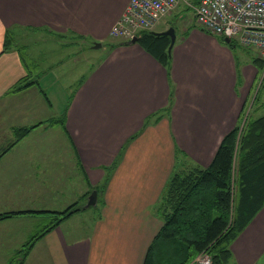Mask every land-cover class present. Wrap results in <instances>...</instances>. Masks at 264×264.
Here are the masks:
<instances>
[{
	"label": "crops",
	"instance_id": "0c3cea01",
	"mask_svg": "<svg viewBox=\"0 0 264 264\" xmlns=\"http://www.w3.org/2000/svg\"><path fill=\"white\" fill-rule=\"evenodd\" d=\"M130 3L0 0V122L9 127L0 138L4 139L0 156L3 149H10L4 165L11 166L8 171L12 172L25 160V154L39 156L34 148L24 151L26 140L42 128L46 131L38 134L59 126L74 156L69 161L82 172L88 190L102 189L98 206L91 207L93 216L79 222L82 235L71 228L62 230L68 219L39 241L46 242L42 255L51 261L33 262L29 256L23 264H144L164 224L160 203L179 164L181 172L210 166L224 137L238 126L263 75L240 59L235 48L204 31L184 8L165 17L154 31L177 29L168 67L138 43L120 45L127 41L116 42L110 33ZM159 27L162 30H157ZM42 31L70 34L84 44L88 40L101 43L104 53L97 64L73 70L74 83L67 80L70 69L56 68L54 75L38 77L22 61L20 50L26 46L17 40ZM8 33L14 43L5 47ZM27 76L35 84L11 93ZM55 82L71 92L63 117L65 126L43 125L17 142L16 129L49 120L45 111L54 109V104L44 87L52 89ZM39 87L47 93L51 106ZM256 101L261 108L264 98ZM262 110L264 107L255 118L264 116ZM48 117L49 122H60V118ZM34 120L38 122L33 125ZM35 166L39 172L44 165ZM111 166L114 168L107 171ZM27 170L28 166L21 169V175ZM6 180L11 183L9 176ZM231 251L229 264H264V205L232 242Z\"/></svg>",
	"mask_w": 264,
	"mask_h": 264
},
{
	"label": "trees",
	"instance_id": "16d2710c",
	"mask_svg": "<svg viewBox=\"0 0 264 264\" xmlns=\"http://www.w3.org/2000/svg\"><path fill=\"white\" fill-rule=\"evenodd\" d=\"M194 3L198 4L199 0H194ZM13 43L14 38L8 33L5 47ZM128 43L131 42L119 44ZM138 44L165 67L169 66V37L145 32L138 37ZM228 46L236 48L237 44L233 40ZM20 52L22 61L27 65L21 50ZM254 62L259 71L264 69L259 64V59L255 58ZM30 78L27 76L20 80L10 92L17 93L35 84L30 82ZM39 88L45 101L51 106L47 93ZM63 117L59 123L51 120L49 124L65 126ZM42 124L16 129L17 142ZM239 124L224 137L209 167L194 168L172 176L161 201H166V207H170V210H162V205L159 209L164 224L151 243L144 264H190L201 253L209 254L213 264H229L232 259V242L264 205V116L249 118L243 129ZM113 168L107 167L106 170ZM93 190L100 194L99 188ZM90 194L88 191L83 199ZM85 210L78 201L63 211L31 210L0 215V218L51 215V222L26 242L18 264L24 263L37 242L73 215ZM15 259V256L12 257L10 264H15Z\"/></svg>",
	"mask_w": 264,
	"mask_h": 264
},
{
	"label": "rangeland",
	"instance_id": "374dc122",
	"mask_svg": "<svg viewBox=\"0 0 264 264\" xmlns=\"http://www.w3.org/2000/svg\"><path fill=\"white\" fill-rule=\"evenodd\" d=\"M177 21L178 19H175L174 23L176 24ZM184 22L185 24H188L190 21L188 19ZM180 24L182 23L180 22ZM162 28L163 27H159L157 30H162ZM110 38L116 40V42L123 41V38H115L111 36V34ZM17 42H19V45L21 46L25 44L27 50L26 48L25 50L23 48L22 53L25 57L26 64L28 65L29 70L37 74L38 77L40 75L41 78H47L49 75H54L56 68L60 71L70 69L71 74L70 71L66 72L67 74H70L68 75L67 80H72L73 83L75 81L73 70L84 64L88 68V65L97 64V62H99V57L104 53L102 48H94L95 43L88 40L85 41L86 44H84V42L80 41L78 37L70 34L54 33V35H52L42 31V33L38 34H26L19 38ZM128 42L130 41L128 40ZM235 42L237 46L234 51L240 59H245L246 63L256 67V63L254 62V59L256 58L260 60L261 63L259 64L264 67L263 51L258 52L253 47H249L248 45L237 41ZM60 65L61 68L58 69V66ZM261 71L260 73L263 75L255 85L257 89L255 88L256 91L254 90L250 102L247 103L240 115L239 126L241 129H243L249 118H255L260 115L259 112L262 108L258 106L259 104L256 103V100H259L260 102L264 98V69ZM51 79L52 77L50 76L48 80L50 81ZM45 82H47V80ZM51 85L52 89L51 87L45 86L44 90H46L50 96V99L54 104V109L46 108L47 110L45 112H47V114H45V118L50 120L48 116H55V119H62L66 106L69 103L71 92L69 90L64 91L57 82ZM259 89L261 90L259 91ZM261 91H263V96L260 93ZM50 111L52 112L51 114H49ZM261 113H264V110H262ZM36 120H34L33 125L38 122ZM49 120L44 122L41 126L45 125V127H49ZM8 130V125H4V123L0 122V138L3 137V134ZM45 131L46 130L42 128L32 134L23 146L25 152H28L33 148L34 150H38L39 156L26 157L25 154V160H23L20 166L15 167L12 172L8 171L11 166L4 165L5 155L10 149H3V155L0 156V160L2 161L0 163V215L12 212L31 211L33 209L35 211H63L78 201H80V206L83 207L90 196L89 195L83 199L84 195L88 191L91 193L94 191L93 188L88 190V185L86 184L82 172L71 162L74 160V156L70 155L68 150L69 147L66 146L67 143L64 140L62 129L59 126L57 128L49 127L47 133L42 135L38 134ZM1 141H4V139H0V144L4 143ZM7 142L8 141H6V143ZM15 158L16 157L13 159ZM30 158L36 163L30 161ZM58 161H60V166ZM35 165H44L42 171L40 170L38 172L37 169L35 170ZM179 165L178 170L174 174L181 172L180 167L182 166V163ZM26 166H28V170L21 175L20 170L24 169ZM37 174H39L38 179L36 178ZM57 174H61L62 176L60 182H58L59 176H57ZM6 176H9L11 183L7 182ZM15 180L16 182H14ZM11 184L15 185L12 186ZM54 188L56 191L60 190V192H55ZM101 190L102 189H100V193ZM161 205L162 210L167 209V212L170 210V207H166V201L164 203L161 202L160 207ZM97 206L98 204L94 206V208ZM94 211L93 208H90V210L86 209V212L82 211L73 215L65 224H63L61 227L62 230L65 228H71L75 231L74 234L77 232L78 235H82L83 228L79 227V222L80 220H85V217L90 219L89 215L93 216ZM50 222L51 215L48 214L18 215L13 218H0V264H10V259L14 256L16 257L14 263L18 264L22 259V253L26 242L32 236L39 234ZM64 234L68 236L69 232H64ZM44 243L46 242H37L36 247L34 246L35 248H32L33 251L31 250L29 254L30 257L28 256L31 261L36 262L39 259L40 261H43V259H45L44 261H51L49 257L45 258L42 255L41 248L44 247ZM206 262L213 264L212 257L207 253H201L196 256L190 264H206Z\"/></svg>",
	"mask_w": 264,
	"mask_h": 264
},
{
	"label": "built area",
	"instance_id": "2783aa9c",
	"mask_svg": "<svg viewBox=\"0 0 264 264\" xmlns=\"http://www.w3.org/2000/svg\"><path fill=\"white\" fill-rule=\"evenodd\" d=\"M111 36L131 42L154 32L161 21L179 8L189 10L206 32L230 38L264 53V0H132ZM209 264V262H206Z\"/></svg>",
	"mask_w": 264,
	"mask_h": 264
},
{
	"label": "water",
	"instance_id": "95a60500",
	"mask_svg": "<svg viewBox=\"0 0 264 264\" xmlns=\"http://www.w3.org/2000/svg\"><path fill=\"white\" fill-rule=\"evenodd\" d=\"M153 34H155L156 36H167L169 37L170 39V45H169V48H168V53L169 55L171 54L172 52V49L175 45V42H176V32H175V29L173 27L169 28L167 31L165 32H162V33H157V32H153ZM224 43L226 44H232V39L230 38H224L223 40ZM131 43L135 44V43H138V37H135ZM102 46L101 43H95L94 44V48H100ZM97 202H98V191L97 190H94L90 196L88 197V201L87 203L84 205V208L85 209H89L91 207H94L97 205Z\"/></svg>",
	"mask_w": 264,
	"mask_h": 264
}]
</instances>
